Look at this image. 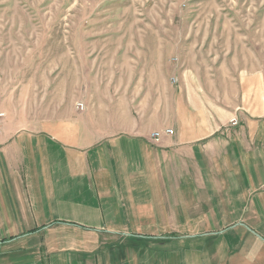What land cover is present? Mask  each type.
Returning <instances> with one entry per match:
<instances>
[{
  "label": "crops",
  "instance_id": "crops-1",
  "mask_svg": "<svg viewBox=\"0 0 264 264\" xmlns=\"http://www.w3.org/2000/svg\"><path fill=\"white\" fill-rule=\"evenodd\" d=\"M258 57L117 81L84 111L0 110V264H264Z\"/></svg>",
  "mask_w": 264,
  "mask_h": 264
},
{
  "label": "rangeland",
  "instance_id": "rangeland-1",
  "mask_svg": "<svg viewBox=\"0 0 264 264\" xmlns=\"http://www.w3.org/2000/svg\"><path fill=\"white\" fill-rule=\"evenodd\" d=\"M255 48L264 67V0H0V110L84 111L117 81L251 64Z\"/></svg>",
  "mask_w": 264,
  "mask_h": 264
},
{
  "label": "built area",
  "instance_id": "built-area-1",
  "mask_svg": "<svg viewBox=\"0 0 264 264\" xmlns=\"http://www.w3.org/2000/svg\"><path fill=\"white\" fill-rule=\"evenodd\" d=\"M78 109L84 110L85 109V104H83V103L78 104ZM4 116H5L4 113H0V118H2ZM238 123L239 122H238L237 118H234L232 120V122H231V126H237ZM173 133H174V131L172 129H168V130L165 131V134H167V135H172ZM161 137H162V133L161 132H154L152 134V138L155 141H158Z\"/></svg>",
  "mask_w": 264,
  "mask_h": 264
}]
</instances>
